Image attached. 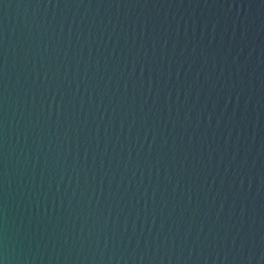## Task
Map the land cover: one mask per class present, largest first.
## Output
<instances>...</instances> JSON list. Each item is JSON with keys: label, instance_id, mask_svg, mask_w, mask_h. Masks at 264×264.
<instances>
[{"label": "water", "instance_id": "95a60500", "mask_svg": "<svg viewBox=\"0 0 264 264\" xmlns=\"http://www.w3.org/2000/svg\"><path fill=\"white\" fill-rule=\"evenodd\" d=\"M0 264H264V0H0Z\"/></svg>", "mask_w": 264, "mask_h": 264}]
</instances>
